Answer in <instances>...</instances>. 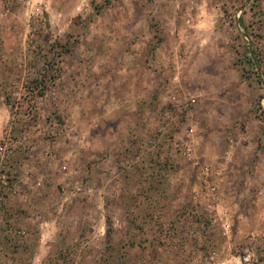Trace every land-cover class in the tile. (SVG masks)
Returning <instances> with one entry per match:
<instances>
[{"label": "rangeland", "instance_id": "1", "mask_svg": "<svg viewBox=\"0 0 264 264\" xmlns=\"http://www.w3.org/2000/svg\"><path fill=\"white\" fill-rule=\"evenodd\" d=\"M0 146V264H264V0H0Z\"/></svg>", "mask_w": 264, "mask_h": 264}, {"label": "built area", "instance_id": "2", "mask_svg": "<svg viewBox=\"0 0 264 264\" xmlns=\"http://www.w3.org/2000/svg\"><path fill=\"white\" fill-rule=\"evenodd\" d=\"M37 10L39 11L38 8H37ZM37 14H38V12H37ZM10 145H12V139H9L5 144L6 147H10ZM183 150L185 151V153L190 155L191 151H192L191 145L188 143H185L183 146ZM2 151H3V148H2V146H0V194L6 193L7 191L13 189V186H12V184H10L9 179H8L7 170L2 165L3 158H4ZM205 174L206 175L209 174L208 168L205 169ZM227 226H229V224H227Z\"/></svg>", "mask_w": 264, "mask_h": 264}]
</instances>
